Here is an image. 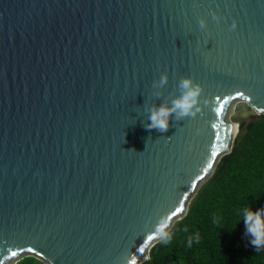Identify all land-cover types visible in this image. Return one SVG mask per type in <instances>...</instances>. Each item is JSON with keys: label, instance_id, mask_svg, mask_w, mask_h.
Instances as JSON below:
<instances>
[{"label": "water", "instance_id": "water-1", "mask_svg": "<svg viewBox=\"0 0 264 264\" xmlns=\"http://www.w3.org/2000/svg\"><path fill=\"white\" fill-rule=\"evenodd\" d=\"M184 77L196 114L146 129ZM239 100L264 114V0H0V264H143Z\"/></svg>", "mask_w": 264, "mask_h": 264}, {"label": "trees", "instance_id": "trees-1", "mask_svg": "<svg viewBox=\"0 0 264 264\" xmlns=\"http://www.w3.org/2000/svg\"><path fill=\"white\" fill-rule=\"evenodd\" d=\"M238 123L232 151L221 157L187 215L171 229V242L156 243L143 264H264V250L248 243L239 215L249 205L264 206V114ZM17 264L43 263L26 256Z\"/></svg>", "mask_w": 264, "mask_h": 264}, {"label": "clouds", "instance_id": "clouds-1", "mask_svg": "<svg viewBox=\"0 0 264 264\" xmlns=\"http://www.w3.org/2000/svg\"><path fill=\"white\" fill-rule=\"evenodd\" d=\"M215 19V17H213ZM206 20L201 18L199 26L204 28ZM235 27V25H233ZM168 81L166 73L159 77L158 85L163 86ZM157 82L154 81V85ZM178 87L180 88L179 96L175 97L171 105L160 104L153 105L147 109V123L144 124L146 129H156L159 132H166L169 128V121L182 120L185 117L194 116L198 111L199 97L201 94V86L195 83L191 77H184L179 80ZM239 215L244 223V235L248 237V243L252 245L255 251L264 250V206L253 210L251 205L241 209ZM215 222V221H214ZM168 222L166 218H162L156 226V232L159 240L168 244L172 240V234L167 230ZM199 242V236L195 237ZM188 245L192 244V237L188 238Z\"/></svg>", "mask_w": 264, "mask_h": 264}, {"label": "rangeland", "instance_id": "rangeland-1", "mask_svg": "<svg viewBox=\"0 0 264 264\" xmlns=\"http://www.w3.org/2000/svg\"><path fill=\"white\" fill-rule=\"evenodd\" d=\"M257 117V114L255 112V110L245 101L239 100V101H235L230 109V112L228 114V118L233 121L238 123L239 119H247V120H251L253 118ZM209 179V177H207L206 179H204L200 185L196 188L195 192L191 195L190 199H189V204L191 203V201L193 200V198L196 196V194L199 192V190L202 188V186L205 184V182ZM177 223V221H176ZM174 223L173 225L170 226V228H168L167 230L169 231V229H172L174 227V225L176 224ZM39 258V257H38ZM22 257H20L18 260H21ZM43 264H50L48 263L46 260H44L43 258H39Z\"/></svg>", "mask_w": 264, "mask_h": 264}, {"label": "bare ground", "instance_id": "bare-ground-1", "mask_svg": "<svg viewBox=\"0 0 264 264\" xmlns=\"http://www.w3.org/2000/svg\"><path fill=\"white\" fill-rule=\"evenodd\" d=\"M177 219H178V218H176V219L172 222L171 225H173V224L177 221ZM171 225H170V226H171ZM170 226H169V228H170Z\"/></svg>", "mask_w": 264, "mask_h": 264}, {"label": "snow or ice", "instance_id": "snow-or-ice-1", "mask_svg": "<svg viewBox=\"0 0 264 264\" xmlns=\"http://www.w3.org/2000/svg\"><path fill=\"white\" fill-rule=\"evenodd\" d=\"M214 126V125H213ZM149 239H151V237H149ZM13 255H15V253H13Z\"/></svg>", "mask_w": 264, "mask_h": 264}]
</instances>
